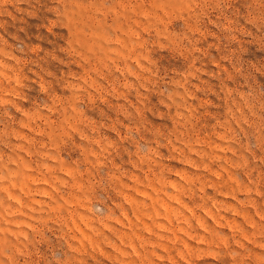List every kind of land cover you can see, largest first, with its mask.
I'll list each match as a JSON object with an SVG mask.
<instances>
[{
  "label": "rangeland",
  "instance_id": "obj_1",
  "mask_svg": "<svg viewBox=\"0 0 264 264\" xmlns=\"http://www.w3.org/2000/svg\"><path fill=\"white\" fill-rule=\"evenodd\" d=\"M0 264H264V0H0Z\"/></svg>",
  "mask_w": 264,
  "mask_h": 264
}]
</instances>
